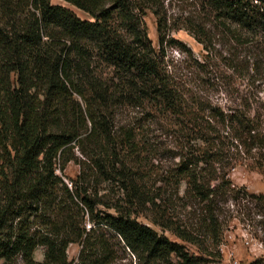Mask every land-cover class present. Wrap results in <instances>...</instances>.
Segmentation results:
<instances>
[{
    "label": "trees",
    "instance_id": "16d2710c",
    "mask_svg": "<svg viewBox=\"0 0 264 264\" xmlns=\"http://www.w3.org/2000/svg\"><path fill=\"white\" fill-rule=\"evenodd\" d=\"M63 1L90 19L52 0H0V264H71L72 243L82 244L80 264H113L109 232L141 264H218L225 206L264 217V194L230 177L243 160L263 165L260 113L225 109L175 81L164 65L169 20L161 0ZM195 1L237 41L250 39L229 23L264 33L254 0ZM149 11L160 50L148 34ZM127 107L140 115L120 123ZM150 121L167 127L178 149L154 192L144 160L154 152L143 124ZM70 162L80 167L75 178L65 173ZM103 182L117 184L120 198L107 203ZM175 196L199 205L195 221L175 215ZM102 204L115 212L98 211ZM147 209L199 254L140 222ZM38 246L46 249L42 262Z\"/></svg>",
    "mask_w": 264,
    "mask_h": 264
},
{
    "label": "rangeland",
    "instance_id": "374dc122",
    "mask_svg": "<svg viewBox=\"0 0 264 264\" xmlns=\"http://www.w3.org/2000/svg\"><path fill=\"white\" fill-rule=\"evenodd\" d=\"M163 10L169 20V27L164 40V65L175 81L186 89H191L201 95L205 101H211L225 109L250 105L253 112L260 113L264 130V33H252L232 25L242 38L250 39L240 42L231 36L222 24V19L215 13L202 7L195 0H161ZM246 1V0H244ZM54 4H62L76 12L83 19H90L84 11L64 2L52 0ZM254 3L264 9V0H254ZM148 34L154 47L160 50L159 34L156 17L152 12L145 16ZM137 109L127 107L119 120H135ZM146 123V124H145ZM145 135L148 137L152 154L145 155V172L149 176L148 186L158 191L177 158V140L169 133L167 127L144 122ZM165 125V124H164ZM146 129V130H145ZM263 165H258L251 159L243 160L230 171L233 183L244 187L247 191L264 194V159ZM80 172L79 165L70 162L65 173L75 178ZM70 183L69 179H66ZM165 187V185H163ZM99 195L109 203L120 198L119 186L113 182H103L99 187ZM174 190L171 189L172 193ZM184 186L180 189L183 195ZM176 199L175 215L186 224L195 221L200 213L199 205L185 207L181 199ZM227 211L223 216V241L220 246L222 261L218 264H247L256 258L264 257V217L255 213L247 214L231 203L225 206ZM100 212H115L107 204L99 205ZM263 218V222H262ZM155 215L151 209L140 214L138 220L151 226L158 234L168 237L171 241L183 244L191 253L199 254L197 248L154 223ZM115 260L113 264H141L139 259L124 246L120 239L109 232ZM82 244L72 243L68 248L71 264H80L79 255ZM45 247L38 246L34 258L42 262L45 257ZM174 261L178 258L173 255ZM16 264H23L19 258Z\"/></svg>",
    "mask_w": 264,
    "mask_h": 264
}]
</instances>
